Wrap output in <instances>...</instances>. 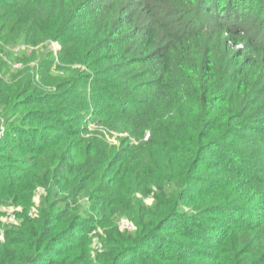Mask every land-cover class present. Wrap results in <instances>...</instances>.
Segmentation results:
<instances>
[{"label":"trees","instance_id":"trees-1","mask_svg":"<svg viewBox=\"0 0 264 264\" xmlns=\"http://www.w3.org/2000/svg\"><path fill=\"white\" fill-rule=\"evenodd\" d=\"M260 1L0 0V53L53 39L68 63L41 94L28 92V70L0 76V122L18 118L0 172L24 155L0 179V206L24 209L0 238V264H78L95 219L81 214L85 196L106 203L94 205L103 221L119 207L136 224L109 233L96 264H264V36L244 29ZM88 124L131 138L117 147ZM137 193L153 202L143 216L131 212Z\"/></svg>","mask_w":264,"mask_h":264},{"label":"rangeland","instance_id":"rangeland-1","mask_svg":"<svg viewBox=\"0 0 264 264\" xmlns=\"http://www.w3.org/2000/svg\"><path fill=\"white\" fill-rule=\"evenodd\" d=\"M259 5L262 7L264 10V2H259ZM255 13V9H254ZM258 13V12H257ZM187 17H190L192 15H195L196 13L194 11H189L187 13ZM201 15V14H200ZM204 17V15H201ZM244 17V15H241ZM239 17V16H238ZM188 19V18H187ZM263 23V28L259 30V26L256 27L258 22ZM246 30L250 33L249 35L253 36H258V38H262L264 36V14L258 13V15H253L252 17L248 16V22L244 26ZM250 27V28H249ZM248 28V29H247ZM3 39V38H2ZM2 39L0 38V43H2ZM6 41V39H5ZM9 43V46L6 47L9 48V53H0V76L9 84L10 82L15 81L18 78H21L23 74H21L23 71H27L26 77H31L33 76L35 78L34 82H31L29 85V91H35L33 88L35 87H41L43 90L49 91L50 89L54 90V87H50L49 89L47 88V85H51L56 82V80L52 81V78H57V76L61 73H58L60 70L59 68H62L68 65V63L63 62L62 54L60 53L61 49V44L57 40L53 39H46L42 42H39L37 45H27V44H22L19 41H7ZM241 45H233V49H238L240 48ZM5 61V62H4ZM6 63L7 65V71L6 73H3V66ZM78 67H82L84 69V66H82L81 63L76 64ZM75 65V66H76ZM74 66V67H75ZM86 70V69H85ZM42 74V75H41ZM47 74H50L46 80L45 83L46 85L42 82L41 78L42 76H46ZM77 90L79 93L84 94L86 93L85 90L87 87V84L83 85H77ZM37 94H41L40 91H35ZM87 94V93H86ZM90 110V109H87ZM16 117L11 118L7 125L5 126L3 121L0 122V146H3L4 144L1 143L2 137L5 134V129L13 125L15 122ZM18 119V118H17ZM5 122V121H4ZM16 122H19L17 120ZM79 123L82 121H78ZM46 124V123H44ZM50 124H52L50 122ZM58 124V125H57ZM77 124V123H74ZM56 126H59V123L55 124ZM88 130H98L101 131L102 133H105V136L103 135L102 138H105L107 142L111 145H117L119 147L121 145L122 140L131 138L127 132H113L109 131L107 132L106 129H104L101 126L95 125V124H88L87 125ZM49 134V133H48ZM51 135V134H49ZM102 135V134H100ZM16 137H19L20 134H16ZM32 136V135H31ZM148 137V132H146L145 137L143 138L144 140ZM132 139H130L131 141ZM134 140V139H133ZM132 140V143H136V141ZM242 145V144H240ZM28 146V145H27ZM15 159H13L10 163V165H4L6 168H4V172H0V179L1 178H6L7 177V172H10V169H15L19 167L20 165L23 164L21 163L20 158H23L24 155L22 153H16L14 155ZM17 157V158H16ZM258 159H252L253 162H248L247 161V167L252 166ZM7 164L3 161H0V164ZM20 164V165H19ZM7 171V172H6ZM42 171V169L40 170ZM16 172H19L16 170ZM57 188V187H56ZM46 193L42 188H37L35 190L34 196H33V201L32 205L28 209V215L35 217L37 212H39V209L41 208L42 204V196ZM63 193H59L58 196H62ZM97 197L105 196L107 195L105 192L103 193H96ZM138 197H143V206H140L137 208V210L134 208L131 209V212L134 214H138V216H143V212L138 211V210H143L144 208H151L153 207V202L152 199L149 198L147 195H142L141 193H137ZM57 198V197H54ZM81 207V214L83 216H87L88 213H91L94 215V221L88 225V230H87V235L88 239L84 244L81 246L77 247L75 250V256L78 258V264H96L97 262V257L100 255V253L105 250V245L107 244V239L109 237V233H112V231L118 229L121 233L122 232H128L130 234H133L135 229H136V224L132 219H130L128 216L120 215V212L122 211V208H116V212L112 215H108V219L106 221L104 220V217L99 216L96 212H94V205L98 208L99 206L106 205L102 204L101 201L97 200H90L88 197H83L79 200L78 203ZM116 205V204H115ZM114 205V206H115ZM113 206V205H112ZM250 207V206H248ZM112 207H109L107 212L111 210ZM252 209V207H250ZM137 211L138 213L134 212ZM24 209L20 204L17 203H9L0 206V238H3V233L6 230H14L18 224L21 223L23 220V214ZM34 215V216H33ZM106 217V216H105ZM111 220V222H110ZM77 231V237L78 239L82 238V234H86V232H81L78 235V230ZM196 232V230H195ZM74 240L73 242L76 243L78 240ZM198 261L197 259H191L190 257L187 259L186 264H196ZM125 264V263H121ZM128 264H133V263H128Z\"/></svg>","mask_w":264,"mask_h":264}]
</instances>
